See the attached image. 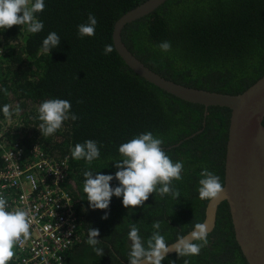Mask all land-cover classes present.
<instances>
[{
    "label": "trees",
    "instance_id": "16d2710c",
    "mask_svg": "<svg viewBox=\"0 0 264 264\" xmlns=\"http://www.w3.org/2000/svg\"><path fill=\"white\" fill-rule=\"evenodd\" d=\"M143 1L31 0L28 10L0 0V125L26 130L4 141L66 165L82 237L67 264H129L178 240L225 181L231 110L206 114L133 72L114 46L116 20ZM122 39L170 79L237 94L264 75V0H166ZM5 239L0 214V264H19ZM153 264H249L228 203L212 232Z\"/></svg>",
    "mask_w": 264,
    "mask_h": 264
},
{
    "label": "water",
    "instance_id": "95a60500",
    "mask_svg": "<svg viewBox=\"0 0 264 264\" xmlns=\"http://www.w3.org/2000/svg\"><path fill=\"white\" fill-rule=\"evenodd\" d=\"M166 0H145L119 17L113 26L114 46L136 74L164 91L205 107L231 110L226 147L225 181L209 200L206 216L178 240L129 264H153L213 231L219 206L229 205L236 240L249 264H264V75L243 92L196 88L153 70L124 43L125 26L154 12Z\"/></svg>",
    "mask_w": 264,
    "mask_h": 264
},
{
    "label": "built area",
    "instance_id": "2783aa9c",
    "mask_svg": "<svg viewBox=\"0 0 264 264\" xmlns=\"http://www.w3.org/2000/svg\"><path fill=\"white\" fill-rule=\"evenodd\" d=\"M0 148V214L19 264H67L70 248L82 241L79 220L61 186L66 165L35 147L30 156L19 141ZM24 156L27 157L25 162Z\"/></svg>",
    "mask_w": 264,
    "mask_h": 264
},
{
    "label": "clouds",
    "instance_id": "9594fccd",
    "mask_svg": "<svg viewBox=\"0 0 264 264\" xmlns=\"http://www.w3.org/2000/svg\"><path fill=\"white\" fill-rule=\"evenodd\" d=\"M23 123L21 121H18L16 119H6L2 122V124L0 125V129L3 130V135H2V145L7 147L9 145H11V143H6L4 141V137H5V133L8 131V129H10L12 132H11V138L13 139V136L14 138L16 139H20L22 138L25 134H26V130H23L22 127H23ZM10 127V128H8ZM18 127V130L15 129Z\"/></svg>",
    "mask_w": 264,
    "mask_h": 264
},
{
    "label": "rangeland",
    "instance_id": "374dc122",
    "mask_svg": "<svg viewBox=\"0 0 264 264\" xmlns=\"http://www.w3.org/2000/svg\"><path fill=\"white\" fill-rule=\"evenodd\" d=\"M30 1L31 0H19V2H21L22 3V5L26 8V9H30ZM6 240V239H5ZM10 242L8 241V240H6V241H3V243L1 244L2 246H3V249H4V246H6V245H8ZM12 244L10 243V246H7L6 247V250H8L9 248H11L12 246H11ZM14 247V246H13ZM15 248V247H14ZM0 253H1V248H0Z\"/></svg>",
    "mask_w": 264,
    "mask_h": 264
}]
</instances>
